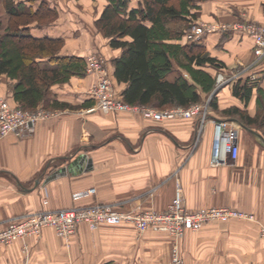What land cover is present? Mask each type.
I'll return each mask as SVG.
<instances>
[{
    "label": "crops",
    "instance_id": "obj_1",
    "mask_svg": "<svg viewBox=\"0 0 264 264\" xmlns=\"http://www.w3.org/2000/svg\"><path fill=\"white\" fill-rule=\"evenodd\" d=\"M66 2L76 10L62 11L58 4L60 22L33 29V35L62 37L64 54L87 57L102 51L113 74L121 50L110 43L102 50L77 44L83 39L81 20L86 14L75 0ZM140 2L132 0L130 8ZM196 5L201 7L198 22L264 24V0H198ZM188 39L186 33L180 43ZM199 42L225 66L203 69L214 76L222 73L227 80L218 92V109H209L204 123L198 118L156 121L136 112L89 113L92 106H84L94 80L89 74L53 86L55 99L71 108L48 111L52 117L36 122L26 138L0 139V224L46 208L112 204L124 211H164L180 187L189 211L231 207L252 216L186 230L179 242L185 264H264V126L248 125L243 116L226 113L237 108L256 119L264 112L259 89L246 102L234 95L235 80H230L236 69L253 66L254 42L233 30L206 35ZM254 71L263 79L264 91V66ZM180 75L186 76L175 64L168 80ZM0 83L13 104L10 81L2 76ZM115 85L118 93L126 88ZM210 98L203 94L200 104H209ZM215 120H229L238 128L236 160L215 143ZM89 190L95 192L86 194ZM173 246L170 234L151 229L140 233L131 223L95 230L81 224L69 242L48 228L39 238L0 245V264H171Z\"/></svg>",
    "mask_w": 264,
    "mask_h": 264
},
{
    "label": "trees",
    "instance_id": "obj_2",
    "mask_svg": "<svg viewBox=\"0 0 264 264\" xmlns=\"http://www.w3.org/2000/svg\"><path fill=\"white\" fill-rule=\"evenodd\" d=\"M3 1L6 14L5 18L0 16V77L10 81L13 105L30 112L40 108H71L55 99L52 87L67 83L73 77L88 75L86 57L62 53L65 46L62 37H37L32 33L33 29L49 27L44 21L56 20L57 10L45 0L38 5H35L38 0ZM197 1L141 0L137 8H130L132 0H108L95 25L109 38L112 48L121 50L120 56L114 59L112 77L115 83L126 85L118 93L126 103L162 111L201 103L202 95L207 94L211 95L209 109H218L221 88L217 87L218 76L203 68L222 70L224 64L211 56L200 42L180 43L186 32L184 26L190 28L199 17ZM174 23L183 27H174ZM175 64L186 76L170 81L168 75ZM262 81V78L251 80L246 74L234 81V95L246 102L254 89L264 95ZM89 98L84 104L86 107L95 104ZM226 113L243 116L248 125L264 126V112L256 119L237 108Z\"/></svg>",
    "mask_w": 264,
    "mask_h": 264
},
{
    "label": "built area",
    "instance_id": "obj_3",
    "mask_svg": "<svg viewBox=\"0 0 264 264\" xmlns=\"http://www.w3.org/2000/svg\"><path fill=\"white\" fill-rule=\"evenodd\" d=\"M228 30L249 36L254 42L256 58L252 67L236 69L230 80H237L246 74H249L251 80L261 78L259 73L252 71L254 67L264 66V24L254 22L200 23L194 26V34L190 38L201 40L206 35ZM86 60L87 74L94 77L88 94L95 100V104L87 109L89 113L136 112L156 121L198 118L200 123H204L208 118V104L198 103L189 107L170 108L162 111L150 107L131 106L119 96L108 61L102 56L94 54L89 55ZM226 81L224 74H218L217 87L220 88ZM50 117H52L51 114L42 110L37 113H29L16 108L7 97L0 96V139L8 135H15L20 139L26 138L34 132L36 122ZM214 123L215 143L225 149V153L230 159L236 160L240 153L238 128L229 120H215ZM93 192L95 190H89L86 194ZM48 203L46 199L44 204L48 205ZM249 218L251 219L252 216L248 213L231 207H208L189 211L185 204L183 191L179 187L164 211L153 209L124 211L112 204H99L58 210L46 208L26 214L5 224H0V245L12 244L29 237L39 238L48 228L53 229L60 238L69 242L81 224H87L91 230H95L104 224L131 223L135 224L140 233L151 229L170 234L174 239L171 264H185L179 242L186 230L199 231L204 225L211 222H228L234 219Z\"/></svg>",
    "mask_w": 264,
    "mask_h": 264
},
{
    "label": "rangeland",
    "instance_id": "obj_4",
    "mask_svg": "<svg viewBox=\"0 0 264 264\" xmlns=\"http://www.w3.org/2000/svg\"><path fill=\"white\" fill-rule=\"evenodd\" d=\"M40 1L41 0H38L35 5H38ZM45 1H47L58 12V18L56 20L55 19H49V20L44 21V23L50 24L49 27H55L56 24H58L60 22L59 20L61 18V12L58 10V8H59L58 4L61 6L60 10L62 9V11L68 10L67 12L70 13L71 9L76 10V9L71 8V6L66 2L67 0H45ZM75 1L77 4L76 8L80 9L81 11L85 12V14H86L85 18H82V20H81V22H83L82 28H81L83 39H80L79 41L77 40V44H80L82 47H86L87 49L88 48L93 49L95 47L94 45L98 46V48H99L98 50L106 49L107 44H109V38L105 37L102 32H99V30L97 29L95 24H96V20H98V18L100 17L101 13L103 12V10L105 8V3L108 4V0H102V1H100V0H87L88 5H85L82 2V0H75ZM200 9H201V7H200ZM199 11L200 10H197V12H199ZM5 12H6V3L3 0H0V16L5 18V14H6ZM198 15H199V17H198V19L194 25H192V26L190 25L191 26L190 28H187L184 26L185 31H186L185 34L187 33V36L189 37L188 43L197 44L199 41H201V40H195L193 38H190V36H193V34H194V26L196 24L207 23V22H198L199 19L201 18V14L199 13ZM71 21H74V19H72ZM212 24H218V23H212ZM77 26H79V25H77ZM173 26L178 27V28H182L183 24H175L174 23ZM92 54L97 55V56H102L103 58H105L108 61L107 56H105V54L102 51H93ZM7 86L10 89L9 83ZM0 87H1L0 96L5 97V95L2 93V84L1 83H0ZM14 107H16V106L14 105ZM41 110L46 112V113H48V111L49 112L53 111L52 109L40 108L35 112L37 113ZM24 111L29 112V113H35V112L27 111V110H24Z\"/></svg>",
    "mask_w": 264,
    "mask_h": 264
}]
</instances>
